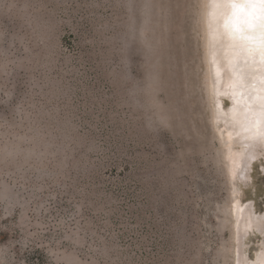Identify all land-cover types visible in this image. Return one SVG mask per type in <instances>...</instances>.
<instances>
[{"label":"rangeland","instance_id":"obj_1","mask_svg":"<svg viewBox=\"0 0 264 264\" xmlns=\"http://www.w3.org/2000/svg\"><path fill=\"white\" fill-rule=\"evenodd\" d=\"M155 2L166 16L150 24ZM207 2L0 0V145L28 150L47 128L68 144L42 166L0 155V184L26 204L23 222L0 198V264H242L264 248V231L240 228L245 203L264 213V154L242 181L217 114L229 101L210 86ZM25 3L57 24L41 30Z\"/></svg>","mask_w":264,"mask_h":264},{"label":"bare ground","instance_id":"obj_2","mask_svg":"<svg viewBox=\"0 0 264 264\" xmlns=\"http://www.w3.org/2000/svg\"><path fill=\"white\" fill-rule=\"evenodd\" d=\"M206 25L210 86L213 84L217 98L225 97L229 101L226 108L222 107L223 102L216 101L221 110L219 104L215 108L229 132L230 143L241 148L237 152L240 156L235 159L239 178L246 183L252 163L264 154V2L208 0ZM248 203L240 209L243 236L252 230L264 231V213L256 212L252 202ZM254 257L251 261L243 254L240 260L242 264H264V248Z\"/></svg>","mask_w":264,"mask_h":264},{"label":"trees","instance_id":"obj_3","mask_svg":"<svg viewBox=\"0 0 264 264\" xmlns=\"http://www.w3.org/2000/svg\"><path fill=\"white\" fill-rule=\"evenodd\" d=\"M140 0H117V2L122 6V7H130L132 8L135 4H137ZM143 1V0H142ZM146 1V6H151L150 2L151 0H145ZM154 6V7H153ZM153 6L149 8V10H144V12L142 14H144V20H146L147 23L150 24H159L161 23V19L164 18L166 16V13L164 12V10H159V6L157 5V3L155 2V4L153 3ZM30 6L29 4H23L22 10L25 11V15H27V17L29 18V21L32 24H38V28H40L41 30H46V29H50L53 26H55L57 24V22L52 21V20H39L38 19V14H36V12H28ZM4 10H6V7H3ZM163 13H162V12ZM99 30H95L96 33ZM125 38V36H124ZM156 36H148V39L152 40V39H156ZM157 40V39H156ZM148 45H152L151 43ZM6 48L7 46H0V53H4L6 52ZM53 58H51L50 56H48L47 58L45 57L44 59H41V63L44 65H50L52 66L54 64V60H52ZM5 65L6 62L2 61L1 65H0V69H2V71L5 72ZM140 85V84H139ZM138 85V87H139ZM51 88V87H49ZM42 92H50L49 89L45 88L42 89ZM27 99H30L27 97ZM138 103L140 104V101H138ZM35 116L31 117V116H27L26 118L28 120H35V118L40 119V118H46V116H48V112H46L45 110L39 109L37 110V112H34ZM10 126L13 128H16V124L11 122ZM57 129L60 130H69V122L67 121H61V123L58 124ZM53 128H47L45 130V132H33L32 134H27L25 136L26 139H30L32 140L35 145L30 147L28 150H23L20 147H18V142H13L12 143H7V144H2L0 145V155L3 156L6 155V162H11L13 159L12 158H23V162H38L39 165H44V158H45V154L46 152H48V154H52V155H60L63 154L64 152H66L67 149V143L64 142L65 140H63V134H61L58 137V134L56 132H54L55 130H52ZM42 136H47L48 138H50L49 141L44 142L42 139ZM55 140H52V139ZM17 145V146H16ZM110 157V156H109ZM22 161H20V163H22ZM60 164L61 166L58 168V171L56 170L57 173L62 174L66 171V169L69 166V161L66 157H61L60 160ZM33 165V164H32ZM40 166V167H41ZM94 164H86L84 167H82L81 170H84V172L89 173L91 172V168H93ZM84 168V169H83ZM52 175L51 171L48 170H44V168H40L39 170V178L40 179H44L48 176ZM0 198H2V200L4 201V203L6 204L7 210L11 211L14 207L20 206L22 211L20 220H22L23 222L26 221V213H25V208H26V204H24L23 202H21L18 198V196L16 195V193L11 192L10 188L8 186H5L4 184H0ZM38 210V208H36ZM77 213V212H75ZM80 236L79 235H75L72 237V239L75 242H80ZM101 252L100 254H105L106 250H104V248H98ZM103 249V250H102Z\"/></svg>","mask_w":264,"mask_h":264},{"label":"snow or ice","instance_id":"obj_4","mask_svg":"<svg viewBox=\"0 0 264 264\" xmlns=\"http://www.w3.org/2000/svg\"><path fill=\"white\" fill-rule=\"evenodd\" d=\"M233 3H252L255 2V0H232ZM261 2H264V0H261Z\"/></svg>","mask_w":264,"mask_h":264}]
</instances>
